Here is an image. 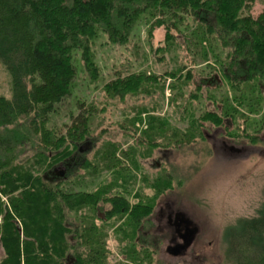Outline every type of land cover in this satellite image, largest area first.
Returning <instances> with one entry per match:
<instances>
[{"label": "trees", "instance_id": "16d2710c", "mask_svg": "<svg viewBox=\"0 0 264 264\" xmlns=\"http://www.w3.org/2000/svg\"><path fill=\"white\" fill-rule=\"evenodd\" d=\"M254 1L0 0V62L10 75L12 90L11 98L0 95V193L6 197L5 201L0 197V215H3L0 238L6 253L0 264H107L108 233L112 230L109 220L113 214L119 215L113 232L119 237L117 248L122 256L115 264H153L152 248L140 246L138 233L142 220L149 217L164 190L154 187L156 193L150 203L138 202L133 206L126 198L112 199L114 208L105 211L109 215L107 225L99 227L92 222L79 231L78 225L65 224L60 216L59 200H65L75 210L90 199H101L89 192L65 193L60 187L56 190L48 185H62L72 174L76 175L73 170L68 172L66 180L55 183L47 181L44 174L76 155L82 156L83 145L97 140L88 136L90 115L86 110L71 118L64 136L52 137L53 133L42 127L49 122L56 106L71 95L77 74L75 51H82L85 67L95 79L98 68L93 60V45L98 38L107 34L113 42L126 43L134 23L147 19L154 20L155 27H166V41L174 38L171 31L186 26L184 29L190 35L188 43L196 49L200 47L205 58L209 51L203 45L209 41L208 35H216L224 47L230 44L226 59L221 53L214 55L221 79L214 84L212 76L203 77L197 89L204 84L219 88L226 81L232 93L217 103L219 111L206 110L201 120L194 121L193 128L199 124L201 133L203 122L209 120L226 133L242 118L246 122L242 133L247 138L254 136L250 141H257V135L264 130V10L256 17L244 13ZM187 17L198 22L193 31L185 24ZM214 72L217 74V70ZM176 74L170 73L172 77ZM191 78L189 72L187 79ZM153 80L159 85L152 93L164 88L156 77L143 73L118 76L105 88L112 96L123 99L130 92L146 89L145 84ZM185 103L182 100V106ZM80 107L83 108L82 104ZM151 118L150 128H154L155 122H159L158 130L162 131L170 125L168 119ZM39 132H42L41 149L35 156H39L44 171L34 176L31 166L24 171L22 166L26 162L17 164V161L19 148L32 143L33 136ZM173 134L181 136V132ZM192 138L187 135L184 141ZM67 140L73 147L71 151L61 149ZM49 158L53 162L46 165ZM86 161L85 156L81 157L78 166ZM112 163L115 164L111 162L110 167ZM32 185L37 188L31 193ZM23 186L26 191L15 195ZM101 210L97 209L95 218ZM244 222L242 234L247 238L242 246L247 253L239 264H264V216ZM73 235L80 239L78 244L68 242V237ZM130 245L132 251L127 248Z\"/></svg>", "mask_w": 264, "mask_h": 264}, {"label": "rangeland", "instance_id": "374dc122", "mask_svg": "<svg viewBox=\"0 0 264 264\" xmlns=\"http://www.w3.org/2000/svg\"><path fill=\"white\" fill-rule=\"evenodd\" d=\"M262 10L264 0H255L244 13L256 17ZM192 19L187 17L185 23L192 27L191 31L198 25L196 19ZM153 22L138 19L126 43L113 42L107 34L101 35L93 45V60L98 68L95 79L85 67L82 51H75L77 74L71 95L56 106L49 122L42 128L52 132V137L64 136L71 118L86 110L90 115L88 136L97 141L83 145L82 156L76 155L50 169L44 174L45 179L54 183L66 180L68 172L73 170L76 175L72 174L62 185H48L56 190L60 187L65 193L89 192L92 197L101 199H90L73 208L75 210L65 200H59L63 221L78 225L79 231L92 222L99 227L109 224L106 221L109 215L105 211L114 208L112 199L126 198L132 206L138 202L150 203L156 193L154 187L160 186L164 191L149 217L142 220L137 241L140 246L152 248L153 264H239L247 253L242 246L247 238L242 234L244 221L264 216V130L257 135V141H250L254 136H244L242 131L246 122L242 118L237 119L236 127L230 126L226 133L209 120L203 122L201 133L199 124L193 128L194 121L201 120L206 110L219 111L217 103L227 93H232L224 80L219 88H208L204 84L197 89L203 77L212 76L214 84L221 79L214 55L221 53L225 58L230 44L224 47L216 35H208L209 41L202 44L209 51L205 58L200 47L196 49L188 43L190 35L184 29L186 26L171 31L174 38L166 41V27H155ZM189 72L192 78L188 80ZM141 73L156 77L164 88L152 93L159 85L153 80L145 84L146 89L130 92L123 99L106 91L105 87L118 76ZM170 73L177 74L172 77ZM0 95L12 97L11 78L1 62ZM182 100L186 102L183 106ZM151 117L168 119L170 125L162 131L158 130L159 122H155L154 128H150ZM155 129L157 133H154ZM174 131L181 132V136L173 134ZM41 133H35L32 143L19 148L21 153L17 164L25 161L22 168L26 171V167L31 166L34 176L42 175L44 171L39 156H35L41 145ZM187 135L193 138L184 141ZM61 149L73 150L70 140ZM51 151L56 152L55 149ZM215 154L250 156L251 159L245 162L242 171H213L212 167H202ZM80 156L87 158L81 167L78 166ZM52 162L53 159L49 158L46 165ZM111 162H115L112 167ZM188 183L202 187L200 200L178 203L175 193ZM241 184L244 185L243 191L240 190ZM36 188L29 187L30 192ZM24 191L23 186L15 195L20 196ZM0 197L5 201L6 197L1 193ZM106 198L111 201H105ZM98 208L102 209L100 215L104 218L98 214L95 218ZM169 211L174 216L181 213L197 226L196 235L179 255L169 252V246H175L172 239L176 234L167 222ZM118 216L110 215L112 230L108 233L110 256L107 264H115L122 258L117 248L119 237L113 232V226L119 222ZM73 237L69 236L68 242L78 244L80 239ZM127 248L132 251L131 245ZM68 252L71 253V249ZM5 255L0 238V262Z\"/></svg>", "mask_w": 264, "mask_h": 264}, {"label": "clouds", "instance_id": "9594fccd", "mask_svg": "<svg viewBox=\"0 0 264 264\" xmlns=\"http://www.w3.org/2000/svg\"><path fill=\"white\" fill-rule=\"evenodd\" d=\"M251 159L250 156L242 157H229L222 154H215L208 162L202 167H212L213 171L225 170V171H242L245 167V162ZM219 166V167H217ZM244 179V177H241ZM240 190H244V185L241 184ZM202 191L201 186H193L190 183L186 184L182 189L175 193V197L178 203H184L185 201L196 203L200 200V193Z\"/></svg>", "mask_w": 264, "mask_h": 264}, {"label": "flooded vegetation", "instance_id": "af4514ba", "mask_svg": "<svg viewBox=\"0 0 264 264\" xmlns=\"http://www.w3.org/2000/svg\"><path fill=\"white\" fill-rule=\"evenodd\" d=\"M167 222L173 227L176 233L172 239L175 243V246H169V252H173L175 255L182 254V252H184V250L194 238V235H196L197 226L191 219L189 220L184 216L182 217L181 213H176L174 216V214L172 215L171 211H169L167 215ZM178 238L180 241L177 240Z\"/></svg>", "mask_w": 264, "mask_h": 264}]
</instances>
